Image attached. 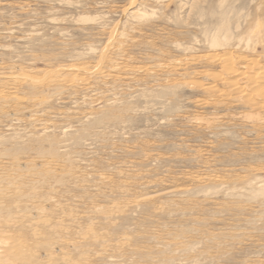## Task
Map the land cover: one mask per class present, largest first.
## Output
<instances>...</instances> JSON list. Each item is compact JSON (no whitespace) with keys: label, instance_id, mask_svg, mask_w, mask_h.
<instances>
[{"label":"rangeland","instance_id":"rangeland-1","mask_svg":"<svg viewBox=\"0 0 264 264\" xmlns=\"http://www.w3.org/2000/svg\"><path fill=\"white\" fill-rule=\"evenodd\" d=\"M250 62L264 0H0L11 262L264 264V108L224 84Z\"/></svg>","mask_w":264,"mask_h":264},{"label":"bare ground","instance_id":"bare-ground-1","mask_svg":"<svg viewBox=\"0 0 264 264\" xmlns=\"http://www.w3.org/2000/svg\"><path fill=\"white\" fill-rule=\"evenodd\" d=\"M134 3V2H133ZM133 3H132V5H133ZM135 15V14H134ZM120 26V25H119ZM116 30V29H115ZM112 31V30H111ZM117 32V31H116ZM117 34V33H116ZM115 34V35H116ZM126 37H128V36H126ZM114 39V38H113ZM116 39V38H115ZM114 42V41H113ZM112 42V43H113ZM124 44V43H123ZM111 46V45H110ZM109 46V47H110ZM125 46V45H124ZM114 47V46H113ZM123 47V46H122ZM125 48V47H124ZM124 48L122 49V50H124ZM114 49V48H113ZM114 51V50H113ZM115 52V51H114ZM98 53V52H97ZM107 53V52H106ZM114 54V53H113ZM109 55V54H108ZM232 55V54H231ZM103 57V56H102ZM118 57V56H117ZM244 57V56H243ZM112 58V57H111ZM228 58V57H227ZM120 59V58H119ZM161 59V58H160ZM190 59V58H189ZM188 59V60H189ZM238 59V58H237ZM241 59V57L239 58V60ZM255 59V58H254ZM202 60V59H201ZM231 60V59H230ZM235 60V59H234ZM101 61V60H100ZM114 61V60H113ZM118 61V60H117ZM210 61V60H209ZM233 61V60H232ZM142 62V61H141ZM175 62V61H174ZM220 62V61H219ZM229 59H225V63L226 64H229ZM237 62V61H236ZM78 63V62H77ZM88 63V62H87ZM120 63V62H119ZM139 63V62H138ZM231 63V62H230ZM246 63V62H245ZM100 64V63H99ZM98 64V65H99ZM102 64V63H101ZM100 64V65H101ZM104 64V63H103ZM116 64V63H115ZM224 64V63H223ZM97 65V66H98ZM99 65V66H100ZM126 65V64H125ZM172 65V64H171ZM175 65V64H174ZM177 65V64H176ZM210 65V64H209ZM64 66V65H63ZM90 66V65H89ZM98 66V68L100 69V67ZM108 66H110V65H108ZM135 66V65H134ZM150 66V65H149ZM167 66V65H166ZM228 66V65H227ZM260 66V65H259ZM17 67V66H16ZM15 67V68H16ZM82 67V66H81ZM125 67V66H124ZM144 67V66H143ZM154 67V66H153ZM185 67V66H184ZM219 67V66H218ZM20 68V67H19ZM112 68H114V67H112ZM118 68H120L119 66H118ZM127 68V67H126ZM140 68V67H139ZM150 68V67H149ZM227 68V67H226ZM235 68V67H234ZM248 70L246 71V72H239L237 69V71L238 72H236V71H234L233 69H231V70H229L228 72H229V74H230V78H231V81H227L226 83H225V79L223 80L224 81V84H226L225 86L229 89V90H225V91H228V92H230V91H233L234 93H237V94H240V95H242V96H244V95H252L254 98H258V99H261L262 101H261V103L260 104H257V105H255V103H254V106H256V107H260V108H264V73L261 71V69L260 68H258V66H257V64H255V63H252V62H250L249 64H248ZM24 69V68H23ZM63 69V68H62ZM84 69V68H83ZM99 69H97V70H99ZM115 69H117V68H115ZM145 69V68H144ZM153 69V68H152ZM34 70V69H33ZM88 70V69H87ZM102 70V69H101ZM105 70V69H104ZM107 70V69H106ZM119 70H121V69H119ZM142 70V69H141ZM140 70V71H141ZM243 70H245V69H243ZM242 70V71H243ZM38 71V70H37ZM86 71V70H85ZM114 71V70H113ZM145 71V70H144ZM148 71V70H147ZM150 71V70H149ZM153 71V70H152ZM34 72H35V70H34ZM43 72V71H42ZM46 72V71H45ZM100 73V70L99 71H97V73ZM104 72V71H103ZM103 72L101 73L102 75H103ZM160 72V71H159ZM158 72V73H159ZM195 72V71H194ZM198 72V71H197ZM17 73V72H16ZM25 73V72H24ZM81 73V72H80ZM91 73V72H90ZM89 73V74H90ZM96 73V72H95ZM110 72H108V74H109ZM147 73V72H146ZM162 73V72H161ZM188 73V72H187ZM22 74H23V70H22ZM53 74V73H52ZM106 74V73H105ZM108 74H107V76H104L103 78H105L104 80H106L107 78H109L110 76H108ZM135 74V73H134ZM148 74V73H147ZM146 74V75H147ZM150 74V73H149ZM60 75V74H59ZM58 75V76H59ZM68 75V74H67ZM110 75V74H109ZM162 75V74H161ZM203 75V74H202ZM46 76V75H45ZM44 76V77H45ZM57 76V75H56ZM57 76V77H58ZM76 76V75H75ZM95 76V75H94ZM188 76V75H187ZM25 77H26V75H25ZM62 77V76H61ZM69 77V76H68ZM99 77V76H98ZM102 77V76H101ZM118 77V76H117ZM121 77V76H120ZM224 77V76H223ZM22 78H24V77H22ZM36 78V77H35ZM49 78V77H48ZM51 78V77H50ZM77 78V77H76ZM209 78H211V77H209ZM15 79V78H14ZM46 79V78H45ZM63 79V78H62ZM109 79H111V78H109ZM20 80H21V78H20ZM60 80V79H59ZM73 80V79H72ZM230 80V79H229ZM12 81V80H11ZM10 81V82H11ZM17 81V80H16ZM34 81V84H35V80H33ZM40 81H41V79H40ZM63 81V80H62ZM75 81V80H74ZM124 81V80H123ZM139 81V80H138ZM47 82V81H46ZM52 82V84H53V81H51ZM57 82V81H56ZM55 82V83H56ZM64 82V81H63ZM101 82H103V81H101ZM145 82V81H144ZM189 82V81H188ZM19 83V82H18ZM27 83V82H26ZM61 83V82H60ZM74 83V82H73ZM76 83V82H75ZM100 83V82H99ZM138 83V82H137ZM163 83V82H162ZM201 83V82H200ZM221 83V82H220ZM28 84H31V83H28ZM42 84H44V83H42ZM47 84V83H46ZM51 84V83H50ZM3 85V84H2ZM38 85V84H37ZM61 85V84H60ZM223 85V84H222ZM8 86H10V85H8ZM50 86V85H49ZM53 86V85H52ZM75 86V85H74ZM90 86V85H89ZM112 86V85H111ZM61 87V86H60ZM66 87V86H65ZM95 87V86H94ZM130 87H131V85H130ZM198 87V86H197ZM1 88V87H0ZM17 88V87H16ZM67 88V87H66ZM91 88V87H90ZM102 88V87H101ZM123 88V87H122ZM206 88V87H205ZM6 89V88H5ZM4 89V90H5ZM8 89V88H7ZM56 89V88H55ZM73 89V88H72ZM77 89V88H76ZM88 89V88H87ZM107 89V88H106ZM74 90H75V88H74ZM91 90V89H90ZM142 90V89H141ZM79 91V90H78ZM11 92V91H10ZM80 92V91H79ZM78 92V93H79ZM88 92V91H87ZM219 92V91H218ZM227 92V93H228ZM102 93V92H101ZM116 93V92H115ZM226 93V92H225ZM77 94V93H76ZM219 94H220V92H219ZM66 95V94H65ZM239 95V96H240ZM43 96V95H42ZM98 96V95H97ZM229 96V95H228ZM3 97V96H2ZM12 97V96H11ZM25 97V96H24ZM61 97V96H60ZM90 97V96H89ZM104 97V96H103ZM215 97V96H214ZM236 97H238L237 95H236ZM4 98V97H3ZM91 98V97H90ZM218 98V97H217ZM216 98V99H217ZM231 98V97H230ZM242 98V97H241ZM247 98V97H246ZM12 99V98H11ZM51 99V98H50ZM73 99V98H72ZM243 99V98H242ZM34 100H35V98H34ZM45 100V99H44ZM47 100V99H46ZM231 100V99H230ZM254 100V99H253ZM7 101H9V100H7ZM6 101V102H7ZM12 101H13V99H12ZM36 101V100H35ZM39 101V100H38ZM65 101V100H64ZM223 101H225V100H223ZM10 102V101H9ZM41 102V101H40ZM59 102H63V101H59ZM85 102V101H84ZM95 102V101H94ZM98 102V101H97ZM214 102V101H213ZM218 102V101H217ZM227 102H229L228 100H227ZM15 103V102H14ZM22 103V102H21ZM81 103V102H80ZM245 103V102H244ZM244 103H243V105H244ZM250 103V102H249ZM44 104V103H43ZM203 104H205V103H203ZM215 104V103H214ZM2 105V104H1ZM200 105V104H199ZM218 105H219V103H218ZM8 106V105H7ZM6 106V107H7ZM14 106V105H13ZM220 106V105H219ZM230 106V105H229ZM235 106V105H234ZM28 107V106H27ZM50 107H51V105H50ZM205 107V106H204ZM253 107V106H252ZM43 110V109H42ZM73 110V109H72ZM17 111V110H16ZM26 111V110H25ZM263 111V110H262ZM77 112V111H76ZM80 112V111H79ZM256 112V111H255ZM65 113V112H64ZM37 114V113H36ZM14 115V114H13ZM40 115V114H39ZM42 115V114H41ZM50 115V114H49ZM243 115V114H242ZM18 117V116H17ZM64 117V116H63ZM258 117V116H257ZM6 118V117H5ZM26 119V118H25ZM33 119V118H32ZM257 119V118H256ZM47 120V119H46ZM9 121V120H8ZM52 121V120H51ZM42 122V121H41ZM44 122V121H43ZM54 122V121H53ZM73 122V121H72ZM255 122V121H254ZM261 122V121H260ZM263 125H264V123H262ZM1 125V124H0ZM261 125V124H260ZM36 126V125H35ZM34 126V127H35ZM45 126H47V124L45 125ZM2 130V129H1ZM20 138V137H19ZM6 148V147H5ZM23 158V157H22ZM12 159V158H11ZM30 160V159H29ZM18 161H20V160H18ZM31 161V160H30ZM36 161V160H35ZM41 161V160H40ZM39 161V162H40ZM26 162V161H25ZM24 163V162H23ZM32 162H30V164H31ZM20 164V163H19ZM45 164V163H44ZM43 164V165H44ZM16 165V164H15ZM27 166V165H26ZM32 166V165H31ZM15 167V166H14ZM23 167H25V166H23ZM22 167V168H23ZM35 168H37V167H35ZM1 169V168H0ZM24 169V168H23ZM28 169H31V168H28ZM34 169V168H33ZM9 170V169H8ZM6 171V170H5ZM45 171V170H44ZM53 172V171H52ZM1 173H3V172H1ZM4 173H6V172H4ZM8 173V172H7ZM11 173V172H10ZM25 173V172H24ZM72 174V173H71ZM10 175V174H9ZM18 175V174H17ZM3 176V175H2ZM4 176H6V175H4ZM26 176V175H25ZM75 176V175H74ZM12 177V176H11ZM28 177V176H27ZM30 177V176H29ZM33 176H31V178H32ZM80 177V176H79ZM38 178V177H37ZM238 178V177H237ZM11 179V178H10ZM21 179V178H20ZM19 179V180H20ZM239 179V178H238ZM15 180V179H14ZM13 180V181H14ZM17 180V179H16ZM23 180V179H22ZM107 181V180H106ZM221 182V181H220ZM11 183V182H10ZM14 183V182H13ZM243 184V183H242ZM52 185V184H51ZM0 186H2V185H0ZM27 186V185H26ZM30 186V185H29ZM33 186V185H32ZM18 187V186H17ZM108 187V186H107ZM3 188V187H2ZM5 188V187H4ZM12 188V187H11ZM19 188V187H18ZM22 188V187H21ZM12 190V189H11ZM42 190V189H41ZM44 191H45V189H43ZM3 191V190H2ZM19 191H20V189H19ZM47 192H48V190H46ZM45 191V192H46ZM55 191V190H54ZM13 192V191H12ZM11 191H10V193H12ZM23 192V191H22ZM44 192V193H45ZM18 193V192H17ZM25 192H23L22 194H24ZM43 193V192H42ZM55 193V192H54ZM1 194H3V192L1 193L0 192V195ZM8 194V193H7ZM12 195V194H11ZM40 195V194H39ZM42 195V194H41ZM51 195V194H50ZM19 196V195H18ZM24 196V195H23ZM22 196V197H23ZM12 197V196H11ZM10 197V198H11ZM14 197H16V196H14ZM63 197V196H62ZM1 198H2V196H1ZM0 198V199H1ZM13 198V197H12ZM52 199H54V198H52ZM34 200V199H33ZM51 200V199H50ZM79 201V200H78ZM139 201V200H138ZM29 202V201H28ZM27 202V204L28 205H30L29 203ZM34 202V201H33ZM36 203V202H35ZM5 204V203H4ZM24 204V203H23ZM42 204V203H41ZM62 204V203H61ZM7 205V204H6ZM20 205H21V203H20ZM24 205H26V204H24ZM4 206V205H3ZM6 206H4V208H5ZM44 207V206H43ZM66 207H67V205H66ZM41 208V207H40ZM63 208V207H62ZM30 209V208H29ZM127 209V208H126ZM31 210V209H30ZM55 210V209H54ZM110 210V209H109ZM44 211V210H43ZM48 211V210H47ZM47 211H46V213H47ZM58 211V210H57ZM119 211V210H118ZM31 212V211H30ZM39 212V211H38ZM89 212V211H88ZM42 213V212H41ZM45 213V214H46ZM124 213V212H123ZM71 214V213H70ZM73 214V213H72ZM112 214V213H111ZM24 215V214H23ZM100 215V214H99ZM13 216V215H12ZM69 216V215H68ZM74 216V215H73ZM1 217V216H0ZM4 217V216H3ZM12 218V217H11ZM44 218V217H43ZM18 219V218H17ZM0 220H1V218H0ZM2 220H4V219H2ZM28 220V219H27ZM5 221V220H4ZM8 221H10V220H8ZM15 221V220H14ZM17 221H19V220H17ZM23 221V220H22ZM7 222V221H6ZM22 223H24V222H22ZM9 224V223H8ZM14 224V223H13ZM30 224V223H29ZM77 224V223H76ZM12 225V224H11ZM28 225V224H27ZM14 226H15V224H14ZM81 226V225H80ZM1 227V226H0ZM8 227H9V225H8ZM15 227H19V226H15ZM28 227V226H27ZM39 227V226H38ZM82 227V226H81ZM7 228V227H6ZM24 227H22V229H23ZM31 228V227H30ZM46 228V227H45ZM93 228V227H92ZM92 228H91V230H92ZM12 229V228H11ZM15 229V228H14ZM74 229V228H73ZM4 230V229H3ZM31 230V229H30ZM36 230V229H35ZM54 230V229H53ZM4 231H6V230H4ZM9 231V230H8ZM7 231V232H8ZM58 231V230H57ZM92 231H94V230H92ZM43 232H44V230H43ZM37 233V232H36ZM10 234V233H9ZM38 234H40V233H38ZM71 234V233H70ZM1 235V234H0ZM3 236H2V238L0 239V264H14L13 262H11V261H13V257L15 256V255H13L16 251H18L19 249H21L20 248V244H22V243H20V241H19V243H18V241H8V240H6L5 239V237H4V234H2ZM7 235V234H6ZM5 235V236H6ZM36 235V234H35ZM71 235H73V234H71ZM8 236V235H7ZM11 237H12V235H10ZM39 236V235H38ZM54 236V235H53ZM78 236V235H77ZM85 236V235H84ZM4 237V238H3ZM36 237H37V235H36ZM40 237V236H39ZM44 237V236H43ZM61 237V236H60ZM59 237V238H60ZM38 238V237H37ZM44 238H46V237H44ZM49 238V237H48ZM12 239V238H11ZM16 239V238H15ZM39 239V238H38ZM94 239V238H93ZM50 240H55V239H50ZM59 240V239H58ZM75 240V239H74ZM97 240V239H96ZM45 241H46V239H45ZM107 241V240H106ZM55 242V241H54ZM66 242V241H65ZM95 242V241H94ZM55 243H57V242H55ZM49 244V243H48ZM73 245H74V243H73ZM72 245V246H73ZM25 246V245H24ZM104 246V245H103ZM26 247V246H25ZM38 247H40V246H38ZM74 247V246H73ZM121 247V246H120ZM53 248H54V246H53ZM58 248V247H57ZM42 249V248H41ZM40 249V250H41ZM55 249V248H54ZM109 249V248H108ZM123 249V248H122ZM94 250V249H93ZM36 251V250H35ZM53 251V250H52ZM84 251V250H83ZM119 251V250H118ZM19 252H21V251H19ZM54 252V251H53ZM21 253H23V252H21ZM31 253V252H30ZM30 253H29V251H25V253H23L25 256H28V255H30ZM116 253V252H115ZM22 254V255H23ZM47 254V253H46ZM50 254V253H49ZM52 254V253H51ZM99 254V253H98ZM53 256H54V254H52ZM20 256V255H19ZM70 256V255H69ZM98 256V255H97ZM22 257H24V256H22ZM72 257V256H71ZM70 257V258H71ZM82 257H83V255H82ZM17 258H19V257H17ZM17 258H16V260H17ZM28 258V257H27ZM30 258V257H29ZM54 258V257H53ZM61 258V257H60ZM83 258H85V257H83ZM88 258V257H87ZM52 259V258H51ZM91 259V258H90ZM89 259V260H90ZM69 260V259H68ZM18 261H21L20 259L18 260ZM32 261V260H31ZM93 261V260H92ZM11 262V263H10ZM26 262H27V260H26ZM40 262V261H39ZM79 262V261H78ZM85 262H86V260H85ZM27 263H29V262H27ZM49 263V262H48ZM69 263V262H68ZM89 263V262H88ZM87 263V264H88ZM91 263V262H90ZM22 264H26V263H22ZM31 264H32V262H31ZM39 264V263H38ZM67 264V263H66Z\"/></svg>","mask_w":264,"mask_h":264}]
</instances>
